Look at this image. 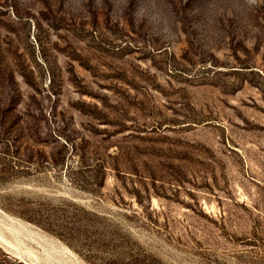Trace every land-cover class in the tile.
I'll use <instances>...</instances> for the list:
<instances>
[{
	"label": "rangeland",
	"instance_id": "rangeland-1",
	"mask_svg": "<svg viewBox=\"0 0 264 264\" xmlns=\"http://www.w3.org/2000/svg\"><path fill=\"white\" fill-rule=\"evenodd\" d=\"M43 242L264 264V0H0V264Z\"/></svg>",
	"mask_w": 264,
	"mask_h": 264
},
{
	"label": "bare ground",
	"instance_id": "bare-ground-1",
	"mask_svg": "<svg viewBox=\"0 0 264 264\" xmlns=\"http://www.w3.org/2000/svg\"><path fill=\"white\" fill-rule=\"evenodd\" d=\"M37 245L42 248L41 260L44 262V264H75V262L78 260H76L75 255L66 247L57 246L46 242L37 243Z\"/></svg>",
	"mask_w": 264,
	"mask_h": 264
},
{
	"label": "trees",
	"instance_id": "trees-1",
	"mask_svg": "<svg viewBox=\"0 0 264 264\" xmlns=\"http://www.w3.org/2000/svg\"><path fill=\"white\" fill-rule=\"evenodd\" d=\"M14 169V167H11V170H13Z\"/></svg>",
	"mask_w": 264,
	"mask_h": 264
}]
</instances>
